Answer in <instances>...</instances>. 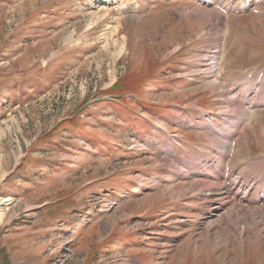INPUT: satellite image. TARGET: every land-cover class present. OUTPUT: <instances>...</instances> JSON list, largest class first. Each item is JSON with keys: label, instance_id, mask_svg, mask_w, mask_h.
<instances>
[{"label": "rangeland", "instance_id": "1", "mask_svg": "<svg viewBox=\"0 0 264 264\" xmlns=\"http://www.w3.org/2000/svg\"><path fill=\"white\" fill-rule=\"evenodd\" d=\"M0 264H264V0H0Z\"/></svg>", "mask_w": 264, "mask_h": 264}, {"label": "bare ground", "instance_id": "2", "mask_svg": "<svg viewBox=\"0 0 264 264\" xmlns=\"http://www.w3.org/2000/svg\"><path fill=\"white\" fill-rule=\"evenodd\" d=\"M109 0H100L101 3H107ZM203 2H206V1H203ZM238 87V86H237ZM232 95V94H231ZM243 106V105H242ZM245 106V105H244ZM246 109V108H245ZM233 126V125H232ZM210 172V171H208ZM228 178V177H227Z\"/></svg>", "mask_w": 264, "mask_h": 264}]
</instances>
